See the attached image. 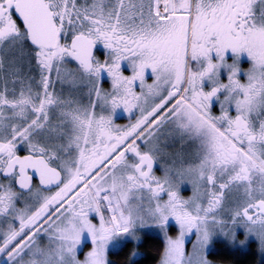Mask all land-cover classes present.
Segmentation results:
<instances>
[{"label": "snow or ice", "instance_id": "obj_1", "mask_svg": "<svg viewBox=\"0 0 264 264\" xmlns=\"http://www.w3.org/2000/svg\"><path fill=\"white\" fill-rule=\"evenodd\" d=\"M152 235L159 264L264 256V0H0V264Z\"/></svg>", "mask_w": 264, "mask_h": 264}, {"label": "trees", "instance_id": "obj_2", "mask_svg": "<svg viewBox=\"0 0 264 264\" xmlns=\"http://www.w3.org/2000/svg\"><path fill=\"white\" fill-rule=\"evenodd\" d=\"M163 241L158 237L150 236L140 249L142 264H157L162 252ZM220 247V246H219ZM210 259L221 264H264V260L259 258L257 244L250 241V246L246 251H231L221 246L218 251L209 252ZM117 259V257H113Z\"/></svg>", "mask_w": 264, "mask_h": 264}, {"label": "flooded vegetation", "instance_id": "obj_3", "mask_svg": "<svg viewBox=\"0 0 264 264\" xmlns=\"http://www.w3.org/2000/svg\"><path fill=\"white\" fill-rule=\"evenodd\" d=\"M97 51L102 54L103 53V50H102V47H100L99 45L97 46ZM231 58V57H230ZM248 64H249V61L247 59L246 56H242L241 57V67L242 68H247L248 67ZM241 78L243 79V75L241 76ZM106 87L108 85H105ZM116 120L118 123H126L127 122V116L125 114H123L122 112H118L117 116H116ZM152 236H155V235H152ZM157 237V236H155ZM161 241H162V238L158 237Z\"/></svg>", "mask_w": 264, "mask_h": 264}, {"label": "rangeland", "instance_id": "obj_4", "mask_svg": "<svg viewBox=\"0 0 264 264\" xmlns=\"http://www.w3.org/2000/svg\"><path fill=\"white\" fill-rule=\"evenodd\" d=\"M241 238H243L242 236H241ZM221 249V246L220 247H212V248H210L209 249V252L210 251H218V250H220ZM257 249H258V245H257ZM258 254H259V258L261 259V260H264V256H262L261 254H260V252H259V249H258ZM157 264H159V261H158V263ZM217 264H221V263H218L217 262Z\"/></svg>", "mask_w": 264, "mask_h": 264}]
</instances>
